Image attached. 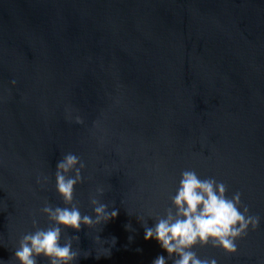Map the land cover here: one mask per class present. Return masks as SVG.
<instances>
[{
	"label": "water",
	"instance_id": "obj_1",
	"mask_svg": "<svg viewBox=\"0 0 264 264\" xmlns=\"http://www.w3.org/2000/svg\"><path fill=\"white\" fill-rule=\"evenodd\" d=\"M67 153L85 164L73 192L81 213L92 215L97 186L118 211L62 232L61 242L79 237L73 264L166 255L144 241L142 223L170 207L184 170L224 183L228 198L239 192L241 210L260 221L235 254L197 244V256L264 264V0H0L4 264L33 219L48 226L45 200L65 206L54 171Z\"/></svg>",
	"mask_w": 264,
	"mask_h": 264
},
{
	"label": "clouds",
	"instance_id": "obj_2",
	"mask_svg": "<svg viewBox=\"0 0 264 264\" xmlns=\"http://www.w3.org/2000/svg\"><path fill=\"white\" fill-rule=\"evenodd\" d=\"M15 85V80L11 81ZM76 124H81L79 116L74 117ZM85 164L78 155L67 153L57 160L54 171V189L63 202V207L53 206L47 200L39 209L46 216L49 224L45 228L36 227L34 231L23 234L11 251L9 259L14 264H73L79 256L80 249L73 248V241H79L77 235L67 237L61 242L62 232L71 230L78 233L81 227L106 224L118 215L116 209L109 210V205L102 203L96 196L103 195L104 189L96 188V196L90 199L92 215L82 214L73 200L74 186L82 182L81 172ZM37 184H46L47 177L37 176ZM226 186L213 178L201 179L194 170H184L175 190L170 197V207L163 215L155 218L152 226L142 223L144 241L154 240L166 255H157L152 264H217L213 258L201 259L193 248L210 245L219 248L227 255L237 252L236 241L242 239L249 230L255 231L259 217L249 215L245 206L240 205V193L231 198L226 197ZM130 225H125L128 230ZM99 239V237H97ZM131 239V238H129ZM111 244L116 238H111ZM109 255V249H107ZM139 251V249L137 250ZM83 257L86 259L89 252ZM97 259L99 257H96ZM0 259V264H4Z\"/></svg>",
	"mask_w": 264,
	"mask_h": 264
}]
</instances>
